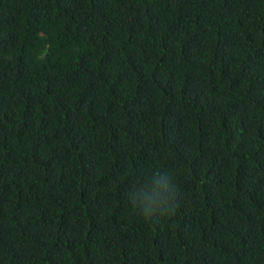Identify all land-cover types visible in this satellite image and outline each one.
<instances>
[{
  "label": "trees",
  "instance_id": "trees-1",
  "mask_svg": "<svg viewBox=\"0 0 264 264\" xmlns=\"http://www.w3.org/2000/svg\"><path fill=\"white\" fill-rule=\"evenodd\" d=\"M0 264H264V0H0Z\"/></svg>",
  "mask_w": 264,
  "mask_h": 264
},
{
  "label": "clouds",
  "instance_id": "clouds-1",
  "mask_svg": "<svg viewBox=\"0 0 264 264\" xmlns=\"http://www.w3.org/2000/svg\"><path fill=\"white\" fill-rule=\"evenodd\" d=\"M156 185L154 195L140 198L134 195V188L128 193V199L137 215L145 220L156 217L171 218L178 211V189L170 175L156 174L151 177ZM167 188V195H161L160 187Z\"/></svg>",
  "mask_w": 264,
  "mask_h": 264
}]
</instances>
